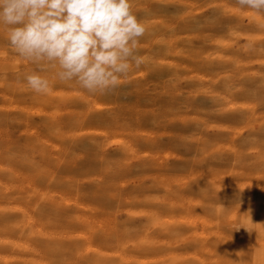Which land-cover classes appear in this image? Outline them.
I'll list each match as a JSON object with an SVG mask.
<instances>
[{
    "label": "rangeland",
    "instance_id": "obj_1",
    "mask_svg": "<svg viewBox=\"0 0 264 264\" xmlns=\"http://www.w3.org/2000/svg\"><path fill=\"white\" fill-rule=\"evenodd\" d=\"M131 3L144 63L105 95L35 94L0 26V264H264V11Z\"/></svg>",
    "mask_w": 264,
    "mask_h": 264
},
{
    "label": "clouds",
    "instance_id": "obj_2",
    "mask_svg": "<svg viewBox=\"0 0 264 264\" xmlns=\"http://www.w3.org/2000/svg\"><path fill=\"white\" fill-rule=\"evenodd\" d=\"M237 3L264 11V0ZM0 26L17 55L35 65L24 76L35 94L49 90L40 73L50 69L62 83L109 94L144 63L138 50L146 28L131 0H0Z\"/></svg>",
    "mask_w": 264,
    "mask_h": 264
},
{
    "label": "bare ground",
    "instance_id": "obj_3",
    "mask_svg": "<svg viewBox=\"0 0 264 264\" xmlns=\"http://www.w3.org/2000/svg\"><path fill=\"white\" fill-rule=\"evenodd\" d=\"M237 9H238V8H237ZM237 9H236V10H237ZM1 107H2V106H1ZM11 107H12V106H11ZM31 132H32V131H31ZM22 210H23V209H22ZM15 242H16V241H15ZM14 259H15V258H14Z\"/></svg>",
    "mask_w": 264,
    "mask_h": 264
}]
</instances>
